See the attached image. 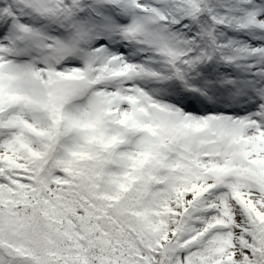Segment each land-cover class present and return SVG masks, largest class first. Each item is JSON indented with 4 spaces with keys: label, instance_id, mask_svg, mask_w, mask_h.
Returning a JSON list of instances; mask_svg holds the SVG:
<instances>
[{
    "label": "snow or ice",
    "instance_id": "obj_1",
    "mask_svg": "<svg viewBox=\"0 0 264 264\" xmlns=\"http://www.w3.org/2000/svg\"><path fill=\"white\" fill-rule=\"evenodd\" d=\"M0 264H264V0H0Z\"/></svg>",
    "mask_w": 264,
    "mask_h": 264
}]
</instances>
